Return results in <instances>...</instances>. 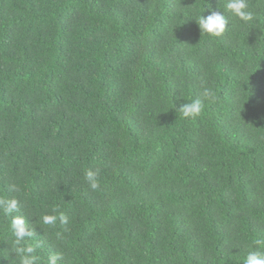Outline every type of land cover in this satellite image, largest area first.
<instances>
[{
    "label": "trees",
    "instance_id": "16d2710c",
    "mask_svg": "<svg viewBox=\"0 0 264 264\" xmlns=\"http://www.w3.org/2000/svg\"><path fill=\"white\" fill-rule=\"evenodd\" d=\"M220 2L0 0V198L20 202L38 264L264 252V0H248L254 22L202 35L193 18ZM207 57L230 69L224 85ZM201 58L204 80L187 76ZM205 87L215 99L183 117ZM105 206L117 208L108 221ZM53 209L69 223L43 224ZM10 222L0 211V264H17Z\"/></svg>",
    "mask_w": 264,
    "mask_h": 264
},
{
    "label": "clouds",
    "instance_id": "9594fccd",
    "mask_svg": "<svg viewBox=\"0 0 264 264\" xmlns=\"http://www.w3.org/2000/svg\"><path fill=\"white\" fill-rule=\"evenodd\" d=\"M210 8L211 7H208L206 9ZM218 8L222 9L223 12L214 9L207 17L202 14L198 18H193L198 24L202 35L206 33L212 37H221L227 30L236 27V25L232 22V17L237 18L244 25L252 23L255 20V14L249 10L248 0H225L223 7H221L220 2ZM229 22H231L230 27L228 26ZM207 58L213 60L216 64L221 63L224 67V70L222 71L224 78L220 82L219 87L224 85L230 80V69L225 67V63L219 58L217 60H214L215 58ZM181 68L188 71L187 76L204 80L203 72L205 70V58L197 60L191 66ZM202 97L203 99L197 98L191 102L186 101L183 105L177 107L179 109V113H182L183 117L188 119H195L200 116L204 108V100H214L215 94L211 88L205 87L202 91ZM50 106L54 109L66 108L63 106V103L59 102L51 104ZM85 179L88 181L91 189L96 190L99 188L98 172L88 171ZM10 190L19 191L15 185L11 186ZM19 206L20 202L16 198H0V211H2L5 216L11 218L10 229L15 237L12 251L14 253V257L17 259V264H38L39 257L35 254L36 245L30 242L34 234L33 230H30L29 222L25 219V217L22 215H15V213L19 210ZM102 210L106 220L108 221L113 218L117 208L113 206L112 208L105 206ZM53 211L58 212V209H53ZM41 219L42 223L45 225H54L57 219H59L61 224L67 225L69 223L68 216L63 212H58V215L45 214ZM98 223H101V225L94 229L100 234H103L106 231L104 223ZM111 226H113L112 223ZM259 243L261 242L257 241V244ZM58 259L59 257L57 255H51L48 259V264H57ZM243 264H264V252L259 250L249 251L247 256L244 258Z\"/></svg>",
    "mask_w": 264,
    "mask_h": 264
}]
</instances>
